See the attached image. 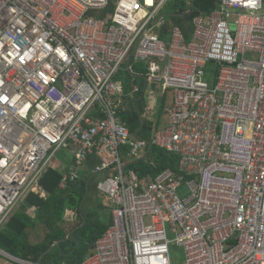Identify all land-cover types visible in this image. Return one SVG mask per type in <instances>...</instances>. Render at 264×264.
Masks as SVG:
<instances>
[{
    "label": "built area",
    "instance_id": "1",
    "mask_svg": "<svg viewBox=\"0 0 264 264\" xmlns=\"http://www.w3.org/2000/svg\"><path fill=\"white\" fill-rule=\"evenodd\" d=\"M169 2L0 0V229L63 150L59 188L95 158L112 214L82 264H264V0H217L190 42ZM125 75L174 92L150 141L121 117L144 92ZM152 147L178 170L140 178Z\"/></svg>",
    "mask_w": 264,
    "mask_h": 264
},
{
    "label": "trees",
    "instance_id": "2",
    "mask_svg": "<svg viewBox=\"0 0 264 264\" xmlns=\"http://www.w3.org/2000/svg\"><path fill=\"white\" fill-rule=\"evenodd\" d=\"M174 15L166 21L164 32L170 25L179 26L186 42L192 40V24H186V12L191 4L194 10L202 15H209L219 9L217 0H170L168 3ZM115 5L108 8L113 12ZM125 94L128 95L133 84L138 80L129 75L124 76ZM129 100V98H128ZM122 119L132 134L140 139L150 141L158 131L159 124L145 121L141 115L132 110L121 113ZM99 162L94 158L89 162L90 169ZM178 156L152 147L147 157L129 163L140 178L156 177L165 170H178ZM72 160L67 161L62 169L50 167L39 180L40 193H30L20 209L14 212L6 224L0 229V249L9 255L33 263L43 264H82L92 254V248L103 237L112 225L111 214L105 212L101 199L97 196L96 177L86 172L83 178L70 182L66 190L59 188L63 172L72 168ZM95 184V190L91 191ZM27 206L34 209L30 214ZM67 210L75 211L74 219L65 215ZM40 226L44 232L42 242L32 244L30 234Z\"/></svg>",
    "mask_w": 264,
    "mask_h": 264
},
{
    "label": "rangeland",
    "instance_id": "3",
    "mask_svg": "<svg viewBox=\"0 0 264 264\" xmlns=\"http://www.w3.org/2000/svg\"><path fill=\"white\" fill-rule=\"evenodd\" d=\"M160 15L166 21H169L170 16L174 15V10L169 4H167L165 8L161 11ZM210 69L213 71L215 69V66L211 65ZM137 84L141 86L144 91V83L141 80H138ZM173 99L174 92L172 90L166 91L161 85L153 83H148V86L143 93L131 95L129 97L130 108L138 112L145 121L150 120L155 125L159 124L160 128L169 126V116L167 115L165 110L173 104ZM69 160V154L62 150L56 155V160L54 162H57L56 164H59L66 163ZM95 182L93 181L94 186H92L91 191L93 189L95 190ZM96 194L100 198L99 192H97ZM42 234L43 233H39L35 235L34 238H32V241L36 242L41 240L40 237H42ZM9 261L10 264H18L11 260Z\"/></svg>",
    "mask_w": 264,
    "mask_h": 264
},
{
    "label": "crops",
    "instance_id": "4",
    "mask_svg": "<svg viewBox=\"0 0 264 264\" xmlns=\"http://www.w3.org/2000/svg\"><path fill=\"white\" fill-rule=\"evenodd\" d=\"M189 9V8H188ZM193 11V10H192ZM191 11V12H192ZM188 16V15H187ZM190 24H192V23H190ZM92 159V158H91ZM91 159H90V161H91ZM94 159V158H93ZM70 160H71V158H70ZM89 161V162H90ZM89 162H88V169H87V172H91V169H90V165H89ZM67 163V162H66ZM66 163H59V164H57V168H63V167H65L64 165L66 164ZM59 165V166H58ZM70 171H71V169H70ZM69 171V172H70ZM64 173H67V172H63V174ZM86 173V172H85ZM85 173H83L82 174V178H83V175L85 174ZM81 178V179H82ZM96 182H97V179H96ZM97 185V184H96ZM97 188V187H96ZM98 191V190H97ZM100 199H101V201H102V204H103V206L107 209L105 212H107V213H109V214H111V209H110V207L108 206V204H107V202L101 197V195H100ZM22 205H27L25 202L23 203V204H21L20 205V207L22 206ZM20 207H18L14 212H16V211H18L19 209H20ZM27 209H29L30 211H29V213L31 214L32 212H33V210L34 209H31V207L30 206H27ZM75 211H73V210H67V212H66V215H65V219L67 218L68 219V221L69 220H72V219H74V216H75V213H74ZM111 217H112V214H111ZM40 231V232H39ZM39 233H43L44 234V232H43V230H42V228L40 227V226H38V228H36V230H34V231H32V233L30 234V237H29V241H30V243H32V244H38V243H40V242H42V240H43V237H44V235L42 234V237H40V239L41 240H39V241H36V242H33L32 241V238H34V236L35 235H37V234H39ZM92 252H93V250H92ZM4 254H8V253H6V252H4L3 250H1L0 249V264H10V261L9 260H11V261H13V262H16V263H18L17 261H14L12 258H8V257H5L4 256ZM9 255V254H8ZM11 256V255H10ZM13 257V256H12ZM3 258H5V259H3ZM15 258V257H14ZM8 259V260H7ZM18 259V258H17ZM20 260V259H19ZM19 264V263H18Z\"/></svg>",
    "mask_w": 264,
    "mask_h": 264
},
{
    "label": "water",
    "instance_id": "5",
    "mask_svg": "<svg viewBox=\"0 0 264 264\" xmlns=\"http://www.w3.org/2000/svg\"><path fill=\"white\" fill-rule=\"evenodd\" d=\"M193 10V11H192ZM192 11V12H191ZM191 12V13H190ZM187 14H189L188 16H187V21H186V24H190V23H192V21L196 18V17H198L199 15H200V13L198 12V11H195L194 10V6H193V4H191L190 5V7H189V9L187 10V12H186V15ZM168 43H170V38H168V41H167ZM186 191V188L184 187L182 190H181V193H184ZM95 248H96V246L94 245L93 246V248H92V250H95ZM8 257H10V258H12L14 261H20L19 259H17V258H14V257H12V256H10V255H8V254H6Z\"/></svg>",
    "mask_w": 264,
    "mask_h": 264
}]
</instances>
